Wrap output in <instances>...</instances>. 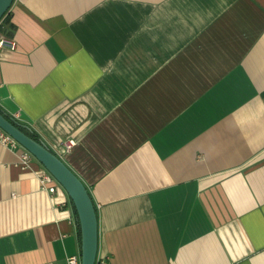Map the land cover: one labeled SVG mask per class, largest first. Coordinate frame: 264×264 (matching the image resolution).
Masks as SVG:
<instances>
[{
    "label": "crops",
    "instance_id": "obj_1",
    "mask_svg": "<svg viewBox=\"0 0 264 264\" xmlns=\"http://www.w3.org/2000/svg\"><path fill=\"white\" fill-rule=\"evenodd\" d=\"M1 37L0 108L89 188L96 264H264V0H14ZM23 151L0 264H61L78 220Z\"/></svg>",
    "mask_w": 264,
    "mask_h": 264
},
{
    "label": "water",
    "instance_id": "obj_2",
    "mask_svg": "<svg viewBox=\"0 0 264 264\" xmlns=\"http://www.w3.org/2000/svg\"><path fill=\"white\" fill-rule=\"evenodd\" d=\"M14 0H0V20ZM15 119L0 110V127L28 150L64 187L77 212L83 264H96L98 217L89 188L82 179L43 140L23 131ZM29 128V127H28Z\"/></svg>",
    "mask_w": 264,
    "mask_h": 264
},
{
    "label": "built area",
    "instance_id": "obj_3",
    "mask_svg": "<svg viewBox=\"0 0 264 264\" xmlns=\"http://www.w3.org/2000/svg\"><path fill=\"white\" fill-rule=\"evenodd\" d=\"M16 43L17 42H15L14 39L1 37L0 38V51L2 49H4V48H9L11 50H14L16 48ZM12 118L17 121L19 119V113H15L12 116ZM0 142L5 144V145H11L13 147H17L18 145L23 147L21 144H19V142H17L11 135H9L1 127H0ZM74 145H75V140L74 139H69L65 143V146L63 147V149L61 148V152L63 154L66 153L67 151L73 149L72 147ZM23 149H24V151L21 154V162L25 166H28L29 163H30V159L32 157H34V156L28 150H26L24 147H23ZM53 152H55V151H53ZM57 155L60 158H62L59 154H57ZM39 177H40L41 186L49 192L51 197L54 196V194L57 192V190H61L62 192H65V194L68 197V202L66 201L63 204L64 205H69L73 209V203H72L71 199L69 198L66 190L59 183V181L45 167H44V170H43V172L41 173V175ZM71 219H74V216L71 217ZM61 264H83L82 263V257H81V251H79L77 253H74V254L66 255Z\"/></svg>",
    "mask_w": 264,
    "mask_h": 264
},
{
    "label": "trees",
    "instance_id": "obj_4",
    "mask_svg": "<svg viewBox=\"0 0 264 264\" xmlns=\"http://www.w3.org/2000/svg\"><path fill=\"white\" fill-rule=\"evenodd\" d=\"M0 110L3 111L1 108H0ZM3 112H4V111H3ZM4 113H5V112H4ZM5 114H6V113H5ZM6 116H7V117H10L8 114H6ZM17 123H18L19 127H20L23 131H25L26 133H28L30 136H33V138H35L36 140H41V139L37 136V134L34 133V131H32L30 128H28L27 126H25V125H23V124H21V123H19V122H17ZM73 209H74V212H75V215H76V218H77V212H76V210H75L74 205H73Z\"/></svg>",
    "mask_w": 264,
    "mask_h": 264
}]
</instances>
